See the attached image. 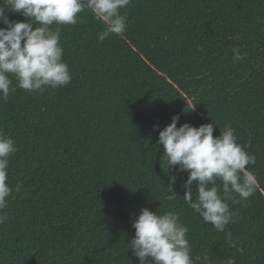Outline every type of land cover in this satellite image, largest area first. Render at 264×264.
<instances>
[{"label":"trees","instance_id":"obj_1","mask_svg":"<svg viewBox=\"0 0 264 264\" xmlns=\"http://www.w3.org/2000/svg\"><path fill=\"white\" fill-rule=\"evenodd\" d=\"M122 14L123 37L103 42L104 25L90 12L76 25H52L71 83L42 93L17 87L0 99V133L18 149L0 264H139L126 245L143 208L179 213L193 264H264V0H132ZM176 115L178 127L214 124V138L231 127L256 156L247 166L256 191L228 201L238 218L225 232L183 200L188 174L162 162L154 125L163 130Z\"/></svg>","mask_w":264,"mask_h":264},{"label":"clouds","instance_id":"obj_2","mask_svg":"<svg viewBox=\"0 0 264 264\" xmlns=\"http://www.w3.org/2000/svg\"><path fill=\"white\" fill-rule=\"evenodd\" d=\"M131 3L132 0H0V24L4 25L0 27V99L7 100L17 87L42 93L48 87L58 89L69 85L72 75L63 60L60 28L52 30L51 26L76 25L80 14L87 11L104 25L99 41L112 35L123 37L128 17L122 10ZM10 14H20L28 20L18 22L10 19ZM232 51L234 60L244 58L238 47ZM179 121L180 115H176L163 130L154 125V130L159 132L158 144L165 150L162 162L168 171L175 169L177 173L188 174L182 184L183 200L205 223L225 232L238 218V210H231L228 201H247L256 191V177L247 167L255 165L256 156L237 142L231 127L214 138V124L197 128L185 123L178 127ZM17 150L15 141L0 133V225L8 220L3 210L13 195L8 183L9 158ZM176 179L172 176L171 183L175 184ZM20 188L17 184L15 191L19 192ZM132 227L135 236L126 247L139 264H193L187 238L190 229L181 222L179 213L159 214L143 208L132 221ZM227 239L236 252L245 254L242 242L234 240L231 232L227 233Z\"/></svg>","mask_w":264,"mask_h":264}]
</instances>
